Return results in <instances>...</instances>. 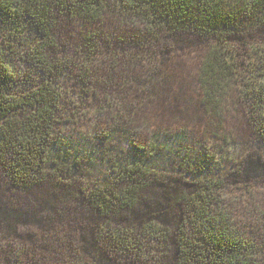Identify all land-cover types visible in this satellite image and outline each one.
<instances>
[{
    "label": "trees",
    "instance_id": "obj_1",
    "mask_svg": "<svg viewBox=\"0 0 264 264\" xmlns=\"http://www.w3.org/2000/svg\"><path fill=\"white\" fill-rule=\"evenodd\" d=\"M73 21L82 23L83 34L65 39L63 29ZM180 37L201 38L206 45L197 64L208 119L201 150L188 144L187 131L166 123L169 111L163 122L145 124L148 137L135 127L132 118L141 121L138 104L147 95L150 72L135 80L133 90L112 79L123 51L136 49L139 59L150 53V60L173 50ZM107 58L116 62L102 76ZM160 72L153 65L152 73ZM175 82V73L167 72L155 88H170L168 98ZM66 89L96 106L112 134L82 139L68 151L58 139ZM232 95L242 102L256 142L264 141V0H0V173L27 192L42 187L52 168L64 173V163L89 171L93 158L115 150L105 146L111 135L128 146L109 159L114 176L76 187L75 199L103 221L94 252L80 228L68 223L53 233L49 251L29 238L9 248L0 240V258L6 264H106L104 254L137 264H264V243L246 238L226 213L225 181L214 169L223 166L217 156L234 155L238 144L225 126ZM173 163L194 180L172 197L179 215L167 225L155 215L134 225L117 223V216L159 201L143 195L155 182L154 169ZM67 189L62 187V198Z\"/></svg>",
    "mask_w": 264,
    "mask_h": 264
},
{
    "label": "rangeland",
    "instance_id": "obj_2",
    "mask_svg": "<svg viewBox=\"0 0 264 264\" xmlns=\"http://www.w3.org/2000/svg\"><path fill=\"white\" fill-rule=\"evenodd\" d=\"M82 23L73 21L69 26L64 27L63 37L73 38L83 34L81 30ZM173 50L164 52L160 45L159 55L152 57L150 53L144 58H138L136 49L130 52L121 53L113 77L119 83H128L130 90L136 88L135 80L143 79L147 72H150L146 86L148 88L145 99L138 104L140 106V119L132 122L135 127L145 129L149 136L146 123L155 124L165 120L166 111H169L166 123L176 124V129L187 131L188 144L194 145L199 150L204 143L203 133L206 131L207 117L201 108L202 93L197 80L199 58L202 56L206 45L201 38L180 37L174 42ZM127 57L129 59H125ZM14 64L18 73H24L23 66L14 57ZM153 59H156L154 62ZM116 61L113 58H107L101 62V75L112 70ZM153 65H158L160 73H152ZM167 72H173L176 75L177 82L171 89H156L155 80L164 78ZM65 101L63 116L60 120L58 134L62 138L60 141L65 143L71 150L80 141L93 138V135L101 133L105 136L112 134L106 127L107 118L97 114L96 106H87L82 103L74 92L65 90ZM133 91L129 94V100L133 97ZM127 97L126 101H129ZM94 103L88 100L87 103ZM124 102L123 104L126 105ZM231 107L233 112L225 121L226 128L234 133L233 139L238 142L234 144L235 154L223 153L217 156L221 161V170L218 166L217 175L222 176L226 185V213L232 218L234 227L238 229L246 238L252 237L258 243H264V141L256 142L252 127L247 123L245 110L242 102L235 95L231 97ZM146 121V122H145ZM103 130H105L103 132ZM117 135L116 133H113ZM57 135V136H58ZM111 140L105 143L115 150L108 154L104 159L93 158V162L88 164V170L76 171L70 165H61V171L52 168L49 173L48 181L37 189L27 192L17 191L9 179L0 173V240L2 244L9 248L16 239L28 238L34 241L33 244H39L49 251L54 244L53 233L57 228L69 225L80 228L79 233L94 252V239L103 223L101 219L93 213L84 203L75 199L79 196L77 189L80 186L87 187L94 183L101 184L105 178L114 176L111 172L112 166L109 159L121 154L120 151L128 148L126 143L120 144L115 140L116 136L111 135ZM120 137V136H118ZM145 137V138H146ZM201 150V149H200ZM233 156L235 164L233 162ZM179 164H160L154 169L155 182L143 195L145 198L159 200L155 204L142 203L135 210L123 213L116 217L117 223L131 225L138 221L148 219L151 215L159 217L163 225L169 224L175 215H179L178 209L174 207L172 197L174 193L185 191L188 185L194 183V180L179 170ZM59 167V166H58ZM60 169V167H59ZM79 186V187H78ZM62 187H67V191L62 198ZM186 187V188H185ZM66 199L69 201H65ZM73 199L72 201H70ZM102 221V222H101ZM115 221V220H114ZM113 222V220H112ZM116 223V224H117ZM171 251L170 255L175 253L171 246H167ZM103 255L106 264H137L130 257L126 259L115 260L112 255ZM108 256V257H106ZM1 257V256H0ZM0 264H6L5 260L0 258Z\"/></svg>",
    "mask_w": 264,
    "mask_h": 264
}]
</instances>
